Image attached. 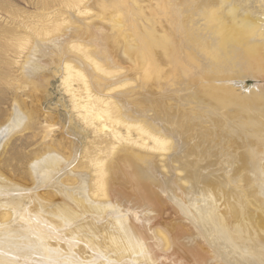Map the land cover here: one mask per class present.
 Masks as SVG:
<instances>
[{"label": "bare ground", "instance_id": "obj_1", "mask_svg": "<svg viewBox=\"0 0 264 264\" xmlns=\"http://www.w3.org/2000/svg\"><path fill=\"white\" fill-rule=\"evenodd\" d=\"M85 1L88 0H75L72 4L70 2V5L76 7L78 13L80 12L79 7L82 5L84 14H89L91 8L94 6L96 7L98 12L94 14L93 17L96 18L97 23L108 28L112 35V39L116 41V46H114V57L108 52V41L104 33L100 34L101 37L97 38L94 35L95 30L92 29V24H90V22H83V19H75V21L83 22V24L79 26H77V24L70 26L71 33L69 35H51L52 33L60 32L61 20L58 18L59 13L56 12L52 18L45 15L38 20L40 28H34L32 31L36 36L41 37L42 40L35 39V42H33L32 46L28 49L27 58L30 59L32 57L33 59L39 54L44 56V58L47 56L50 57L48 54V52H50L49 50L53 52L54 58H56V64L59 63L61 84L65 87L73 109L77 112L84 126L91 128V132L96 139L95 143L98 144V146L101 145L98 152L103 159L92 158L93 160H89L94 166V172L97 175L94 177L95 191L89 195L90 199H88L85 172L78 173L82 180L81 184L75 189V195H77V197L83 195L84 197H81L86 201L85 203L81 199L78 201L83 215L98 218V216L96 217L97 214L104 215V213L108 211L107 213L110 215V217H108L110 218L109 220H111V217L114 218L112 222L113 225H108L110 228L107 226L104 230H98L97 227H95L97 224L94 225L95 222L94 224L91 223V221L88 222L90 224L85 227V229L89 230V236L96 240V242H91L92 245L102 250L109 251V253L116 258L125 255V253H122L124 251H126L127 254L130 253L132 256L138 254V231H144L147 234V238L151 236L152 233L154 234L155 228L150 229L149 224L152 223V219H154L157 215L156 213H158L159 209L157 208L160 206H157V203L160 205L163 202V193L167 194L170 198L172 197V200L175 198V192L181 193L184 199H178L177 201L173 200L172 202L177 210L180 211L181 215L189 220H187L188 224L185 223L186 221H182L183 225H178L183 229L181 235H177L179 236L178 245H183L184 247L191 246L193 248L195 245L199 246V239L202 240L201 243H207L212 249H215V247L218 248L217 246L222 247L223 245L228 248L229 244L233 246L238 245L236 243V237L233 239L230 234V228L224 226L222 222L214 221L216 215L220 213L214 210L218 204H221L222 209H225L224 215H226V213L234 217L238 215L236 219L239 222L242 220L244 221L243 223L246 225V230L248 233L251 232L249 235L247 233L246 236L251 238L256 236L257 233L255 228H258L260 234L264 232V219H261L264 218V184H254V178L252 179L251 176L247 178L246 174V177L243 175L248 179L247 182H245L248 184L246 188H249V191H247V189L245 191L243 190L244 188L242 189L240 187L241 191L243 190L241 193L245 199H242L244 201L241 202L238 201L240 200L237 199L238 196L231 197L230 195V198H228V196L222 192L223 188L219 187V180L210 179L208 178L209 176L202 180L198 178V175H195V173H197V167L192 171L190 168L189 170L188 168L186 169L185 162H189L190 160L188 158L187 161L182 162V160L180 161L181 157L177 156V148L179 144L182 143L178 142L176 131L174 132V136L170 129L166 130L161 125L162 121L163 124H166V119H160V116L158 117L156 112L159 105L166 104L168 107L169 104L167 105L165 102H163V104L160 103L161 100H163L162 96V99L157 97L160 98V100L157 99L160 102L153 99L155 96H158L157 93L160 91L159 89L162 88V90H165V93L168 91L166 94L160 91L161 93L159 94L163 96L168 94H171L170 96H178L181 94L180 92H184L185 87L188 92V86L192 82L194 88H200L197 92H201L202 95H199L205 98L202 97V99L198 95L200 98H196L198 102L203 103V100H210L215 112H220L222 118L226 119L228 117L232 121L231 124L235 126L234 129H232L234 132L232 136H236V140L240 141V143L234 149L233 143L227 144H229L228 146L233 145L231 149L237 151L235 154H226V157H222L224 159L221 163L226 164L228 168L234 165L235 167H230L231 169L252 170L257 172L258 177L264 176V0H252L251 2L250 0H95L93 3L89 0L90 2L88 1V4H86ZM60 3L69 6L68 0L59 1V4ZM76 37L77 39H75ZM70 38L72 42L68 43ZM83 38H87L89 43L81 44ZM26 40V38L23 39L24 42H26ZM78 40H80V44ZM18 47L21 48V39ZM122 56H124V58H122ZM36 63L39 64V62ZM125 64L127 66H124ZM30 65L31 64H29V66ZM28 70H31V68ZM30 73L28 74L30 75ZM250 80L255 81L256 85L248 87L246 84ZM260 83L262 85H258ZM192 85L189 87L191 88ZM165 86L168 90L164 88ZM141 87H144V89ZM153 87L159 90L156 92V95L154 94L155 96H153V98H149L147 93H143L144 95L142 94V96H139V99L137 98V90H144V92H147L145 91L146 89H154ZM169 88H174V90L171 91L170 89L169 91ZM150 89L148 90L150 91ZM187 92L186 94H189ZM152 94L153 93H151V95ZM196 95L197 94H195V96ZM183 96L181 100H183ZM148 98L150 99V103H148L149 106H146L147 104L145 105L146 109H148L146 110L144 106L142 107L140 102L141 100L147 101ZM170 98L172 97H165V99L169 101ZM184 99L190 113L185 111L187 108L183 110L177 108L179 106L175 104V101L174 104L176 106L173 105L174 108L178 109L177 114L179 111H184L187 113V116H189V114L194 116V111H196V107L194 106H199V104L194 103L196 100L193 99L192 94L185 96ZM137 100L138 102L135 103ZM171 102L173 103V101ZM206 104L207 103H205V105ZM128 105L129 107L134 105L137 109H129ZM205 105L203 106L205 107ZM141 107L143 109H141ZM163 108H165V106H163ZM168 108L170 109V106ZM204 109L206 110V108ZM160 110L161 108L159 111ZM149 112L152 114H148ZM169 112H171V109ZM179 114L181 115V113ZM184 114L185 113H183L182 116H184ZM15 115L17 116L18 113L16 112ZM211 115L208 116L210 117L209 119H211ZM197 116L199 117V115ZM163 117L165 116L163 115ZM22 118V115H18L16 119L13 116L10 123L7 122L8 124L6 123L5 127L0 128V143L3 137L9 135L16 126V128H18V125H21L22 122L24 123L26 119ZM170 118H172V116L169 117V120ZM191 119H193V117H191ZM185 120H187V118ZM211 120L213 121V119ZM228 120L226 119L224 121L228 123ZM216 122H214V124ZM176 126L177 125H175V127ZM230 127H227L228 129L225 128L226 132H229L228 130H230ZM179 128L181 127L179 126ZM200 128L202 129V127ZM217 128L215 129L217 130ZM178 131H180V129ZM187 133H189V130ZM202 133L199 135L200 137L205 132ZM228 134L229 133H227V135ZM206 136L207 134L205 138ZM203 137L204 136L201 138ZM195 138L197 139V137ZM187 140H189V138ZM201 140L203 141V139ZM208 140H206V142ZM194 141L196 142V140ZM223 142L225 143L224 140ZM218 143H216V145ZM235 144L237 143L235 142ZM98 146H96V148ZM197 146L199 147V145ZM212 147L213 146H211V148ZM199 148L201 149V146ZM187 152L189 153V151ZM218 152L221 153L219 150ZM214 154L215 153H212L211 156ZM76 155L77 152L74 153V157ZM214 156H216V154ZM207 157H209V155H207ZM104 158H107L108 164H105ZM183 158H185V156ZM59 159L60 157L58 155L50 153L34 162L32 170L36 176L38 185L46 181H49V184L53 188L59 185L60 178L54 180L52 177V175L56 173L55 168L58 166ZM214 161L215 160H213V163ZM205 163L203 165H205ZM213 165L211 164L209 166ZM216 166L215 169L219 168L218 164ZM167 169H169L168 174L170 173L171 175L169 178L164 176L162 172V170L166 171ZM203 169H205V167ZM212 169L214 168L212 167ZM212 169H209V171ZM243 170L242 172L245 171ZM230 171L232 172V170ZM236 172L235 175H238L239 173ZM68 173L74 175V173L70 171H68ZM173 173L175 174L174 176ZM204 173L202 174L204 175ZM208 173L207 171V174ZM218 173L220 174L219 171ZM227 173H224L222 177ZM115 174L118 175L114 178ZM216 174L217 172L214 175ZM233 175L231 174L229 176ZM235 175L233 177H236ZM249 175L252 174L249 173ZM224 178H226V176ZM231 179L233 180L234 178ZM120 180L124 181V183H129V185L124 184L126 185L124 187H128V189L132 191L130 196H126L123 193L124 191L120 187V185L123 186L121 182L117 185V182ZM171 180L179 182V188L175 186L173 184L174 182ZM244 180L242 183L245 184ZM261 180L263 179L261 178ZM4 181L0 179L1 194L6 192L15 193L17 191L18 188L12 187L7 184L8 182L4 183ZM110 181L112 184L114 181V186L109 190L106 185ZM226 183H228V181H226ZM223 186H225V184ZM234 187L235 186L232 188ZM3 196H5V194ZM96 196L97 198H105V201H99L98 199L94 200ZM13 197H10L11 199H6L7 197H4L5 199L2 198V200H0L1 220L9 219L11 215H13V218L11 217L13 220H17L16 218L19 211H15L16 206L13 202L16 198L13 200ZM234 198H236L237 201L233 200L234 202H231V199ZM111 199L114 201L121 200L122 207L119 205L115 206ZM228 199H230V201H228ZM74 200L76 201L75 198ZM224 202L226 204H224ZM124 204L126 207L128 206L124 211L126 215H120L122 213L120 211L126 208ZM13 205L15 208L12 207ZM247 208L252 211H248ZM61 211L65 214H69L71 217L75 218L76 216L70 209L64 206L61 207ZM136 212L146 215L145 217L142 216V218L135 219L134 213ZM13 220L11 222H13ZM257 221L258 224L259 221H261L263 225L259 226L256 223ZM11 222L8 225L0 223V231H11L12 228L14 229L17 227L13 226L16 221L13 224H11ZM186 225L191 229L188 233L186 231ZM239 226L241 227V225ZM17 229L20 230L22 227H17ZM106 229L108 230L106 231ZM14 231L16 230L14 229ZM239 232L243 233L241 231ZM21 233H23L24 237L27 234L25 230ZM155 233L157 234L158 232ZM185 233H187V235H184ZM201 236H203L204 239H201ZM261 236L264 238V235H260V237ZM140 238L143 241H148V239ZM32 239L35 238L32 237ZM257 239L260 238L257 237ZM141 240L140 243L142 242ZM186 240H188V242ZM36 241L42 248L43 245L41 242L39 240ZM184 241L186 243H184ZM238 242L240 246L243 247L242 250L248 248L245 247L247 243L244 238H238ZM253 248L255 251H253ZM253 248H251L252 252H257L256 255L258 258L264 261L262 247ZM33 249L34 248H32V250ZM95 249L97 250V248ZM101 249L98 250L101 251ZM186 249H188V247ZM200 250L203 251V249ZM230 250L231 249H229V251ZM49 251L50 250H48V252ZM233 252H235V250ZM218 253L220 256V252H217V254ZM196 257L195 252V258ZM243 258L239 255L235 259H237V262H241ZM212 259L215 264H217V260L214 258ZM131 261L133 262L134 259ZM220 261L224 262V259H220L219 262ZM245 262L246 260L244 259L241 263L245 264ZM258 264H261L260 259Z\"/></svg>", "mask_w": 264, "mask_h": 264}, {"label": "rangeland", "instance_id": "obj_2", "mask_svg": "<svg viewBox=\"0 0 264 264\" xmlns=\"http://www.w3.org/2000/svg\"><path fill=\"white\" fill-rule=\"evenodd\" d=\"M59 1H62V0H0V128L5 127L7 122L10 123V120L12 119L13 116L16 119L18 115L20 116L22 115V117L26 119L24 123L22 122V124L20 123L21 125H18V128H16L17 127L16 125H15L16 127L14 126L15 128L12 127L14 128L13 131H11L9 135H7L6 137H3L4 141L2 140L0 143V179L2 181L5 180L4 183L8 182L7 184L11 185L12 187L18 188L15 193L14 192L12 193L6 192L8 194L0 193L1 194L0 200H2V198L5 199L6 197H7L6 199H11L10 197L15 196L13 197V200L16 198L15 199L16 201L14 200L13 203L16 206V208L14 207V205L12 207L16 209L15 210L16 212L19 211L18 216L16 218L17 220H13L12 219L13 215H11L12 218L10 217L9 219L7 218L5 220L0 219V223L8 225L13 220L11 224H13L16 221V223H14L13 226L22 227V229L20 230H18L17 227H15L14 229L16 231H14L13 228L11 229V231H6V232L0 231V264H205V263L215 264L212 258L217 260L216 262L217 264H233V263L243 264L241 262H243L244 259L246 260L245 264H252V262L253 264L254 263L258 264L259 259H260L261 264L264 263V261L261 260V258H258V256L256 255L257 252L253 253L251 249L253 247H258V248L262 247V253H264V248H263L264 245H262L264 244V238L262 236L260 237V235H264L262 234L264 232H261L260 234V232L258 231V228H255L256 233H257L256 236L252 238L246 236L248 231L245 228L246 225L245 223H243L244 221L242 220L241 222H239L236 219L238 215L236 217L232 215L231 217L230 214L228 213L224 215L223 213L225 212V209L224 208L222 209L221 204H218V206L214 208L215 212H218V211L220 212L219 214L216 215V218L214 219V221L220 222V223L222 222L224 226L230 228V234L232 235L233 239H235L234 237H236V240H237L236 243L238 245L233 246L229 244L227 248V246H224L222 244L223 245L222 247L217 246L218 248L215 247V249L214 248L212 249L207 245V243L205 242L201 243L202 240L200 239H199L200 242H198L199 246L195 245L194 246L195 248L194 247L192 248L191 246H187L188 249H186L187 247H184L183 245H178L179 236L177 235H181V233L183 232V229L180 228L178 225H183L182 221L184 222L186 221L185 223L188 224L187 222L188 219L184 218L181 215L180 211L177 210V208L174 206L172 202L173 200L177 201L178 199L179 200L184 199V196H182L181 193H177V192H175L174 194L175 198H173L172 200H171L172 197L170 198L167 194L163 193L164 194L162 195L163 202L160 205L159 203H157V206H160V207L157 208L155 205V207L159 210H158V213H156L157 215L154 217V219H152V223L149 224L150 229L155 228L154 234L152 233V235L148 236L147 238V234L144 231H141V230L138 231V235H139L138 236L139 240L137 244L139 248L138 254L132 256L130 255V253L127 254L126 251H124L122 253H125V255H123L120 258H116V257H113L111 253H109V251L102 250L101 248H98L92 245L91 242L92 241L96 242V240H94V238H91V236H89L90 231L85 229V227H87L90 224L88 222L91 221V223L93 224L95 222L94 225L97 224L95 227H97L98 230L99 229L104 230V228H106L108 225H113L112 222L114 221V218L111 217V220H109L110 218L108 217H110V215L109 213H107L108 211H106L104 215L97 214L96 217L98 216V218H95V217L93 218V217H90L89 215L87 216L83 215V212H81L80 210V205L78 201L79 199L83 200L84 203L86 201L83 198L84 197L83 195H81L83 197L81 196L77 197V195H75V189H77V187L81 184V180H82V178H80V175L78 173L85 172L86 174L85 181L87 182L86 188H87V194H88L87 198L90 199L89 195H91V193L95 191L94 177L97 175L94 172L95 170L94 166L90 163L89 160L92 158L103 159L101 154L98 152V149L101 147V145L98 146V144L95 143L96 139L94 138V134H92L91 132V128L84 126L79 116L77 115V112L73 109L72 104L70 102V98L65 90V87L63 86V84H61V75L59 73L60 72L59 63L56 64L55 62L56 58H54L53 52H51V50H49L51 53L48 52V54L50 55L52 59L48 56L44 58V56L40 54L33 59L32 57L30 59H28L27 57H28V49L32 46L33 42H35V39L37 38V39L42 40L41 37L36 36V34H34L32 31L34 28H37V27L40 28V24L38 20L44 17L45 15L52 18V16L56 12L59 13L58 18H60L61 20L60 32L52 33L51 35L53 36L69 35L71 33L70 26H74V24H77V26H79V25H82L83 22H87V23L90 22V24H92V29L95 30L94 35L97 38L101 37L100 34L102 33H104V35L106 36V39L108 41L107 49H108V52L111 53L113 57L115 55L114 46H116L115 44L116 41L112 39L111 37L112 35L110 34L108 28L96 22V18L93 16L94 14H97L98 10L96 9L95 6L91 8V11L89 14H84V9H82V5L81 7H79L80 9L79 13L76 7H72V5H70V2L72 4L74 3L75 0H68L69 6H65L61 3L59 4ZM88 1H85L86 4H88ZM94 1L95 0H91L92 3ZM251 1L252 0H250V2ZM75 19H79V20L83 19V22L75 21ZM24 38L27 39L26 42L23 41ZM20 39H21V48L18 47ZM75 39H77V37ZM70 42H72L71 38L69 39L68 43ZM78 43L80 44V40H78ZM88 43L89 42L87 38H83V40L81 41V44H88ZM122 58H124V56H122ZM30 60L31 61L33 60L32 62L34 64ZM36 62H39L40 65ZM28 63L31 65L29 66ZM124 66H127V65L125 64ZM29 67L31 68V70H28L30 69ZM28 73H30V75ZM190 85H192V82L189 84V86ZM246 85L248 87H253V85L255 86L256 83L255 81L250 80ZM258 85H262V84L260 83ZM189 86H188L189 88L188 92H187V88L185 87L186 89L184 88V92H180L182 95L179 94L178 96H170L171 94L163 96L159 93L162 92L166 94L168 93V91L165 93V90H162L163 89L162 88V89H159L161 91L160 92L158 89L156 90L155 87H153L154 89L148 88L152 92H150L148 89L145 90L147 92H144V90L143 91L141 90L142 92L137 90L138 94L136 95L138 96L137 98L139 99L140 98L139 96H142L143 93H147L149 98L150 97L153 98V96L156 95V92L159 91L157 93L158 96H155V98L153 99H156V101L160 102L159 101L160 98L162 99L163 97V100H161L160 103L163 104V102H165L167 103V105L169 104L168 107L170 106L171 112H169L170 109L166 106V104L159 105L157 108L158 110L156 109L157 115L158 117L160 116L159 117L160 119L163 118L162 120H164V118L166 119V122H165L166 124H163V121L161 123V125L166 130L170 129L173 132L174 136H175L174 132L176 131L175 133H176L177 139L179 140L178 142L182 143V144H179L177 148L179 151L177 150L178 154L177 153L176 154L178 157H181L180 161L182 160V162L187 161L188 158L190 160V161L188 160L189 162H185L186 163L185 168L186 169L188 168V170L190 168V170L192 171L196 169L195 167H197V173H195V175H198V178L202 180H204L208 176H209L208 178L210 179L219 180V184L221 185V186L219 185V187L223 188L222 192L226 194L228 198H230V195L231 197L238 196L237 199H240L238 201L242 202L245 199L243 198V195L241 192H243V190L246 191V189L247 191H249V188H246L248 186V184H246L248 180L247 179L248 176H251L252 179L254 178L255 183L254 182L253 183L257 185L264 184V176L258 177L257 172L252 171V170L251 172L250 170L246 171L247 169L246 170L244 169L245 170L244 171L242 169L244 171L242 172V170L240 169H237V170L234 168L231 169L230 167H233L234 165L228 168L226 164L221 163L224 159L222 157H226L227 156L226 154L228 153L235 154V152L237 151V150L234 151L231 149V146L233 147L234 145L233 147L234 149L240 143V141L236 140L237 139L236 136H232L234 133L232 129H234L235 126L231 124L232 121L228 117L226 119L227 120L229 119L228 121L230 123L229 122L227 123L226 121H224L226 119L220 116L221 114L220 112L218 113L215 112L214 107L211 104L210 100H208L209 102L206 100H203V103H199L196 98L198 97V99H200L203 97L201 96L202 95L201 92L199 91H198L199 93L197 92V90L200 88L198 87L194 88V85H192L191 88ZM141 88L144 89V87H141ZM164 88L167 89L166 86ZM170 89L171 91L174 90V88H169V91ZM186 92L189 94H186ZM151 93L153 94L151 95ZM190 93L193 95V99L196 100V101L194 100L195 101L194 103L199 104V106L198 105L194 106L196 107L195 108L196 111H194L195 115L191 116V114H189L190 116L189 117L186 115L187 113L184 111H182L183 113H185L184 116H182L183 113L181 111H179L177 114L178 109L174 108V105L175 104L178 105L179 107L177 108L179 109H182V110L186 109L187 105L185 104L186 101L184 97L191 95ZM184 94L186 95L183 96ZM195 94L197 95L195 96ZM198 95L200 96V98ZM166 96L172 97L170 98V101L168 99H165ZM182 96H183V100H181ZM157 97H160V98H157ZM179 97H180V100H179ZM149 98L147 101L141 100L140 102L142 107L144 106L145 109H146V106H149L148 105V103H150ZM171 101H173V103ZM136 102H138V100L135 101V103ZM177 103H180L181 105ZM205 103L207 104L205 105ZM203 105H205V107ZM163 106H165V108H163ZM135 107L134 105L130 107L128 105L129 109L131 108L133 109ZM142 107L141 109H143ZM209 107L213 110H211ZM160 108L161 110L159 111ZM204 108H206V110ZM188 109L189 108H187V110L185 111H188ZM15 110L18 113L17 116L15 115L16 114ZM179 113H181V115ZM148 114H152V113L149 112ZM163 115L165 117H163ZM197 115H199V117ZM210 115L213 121L209 119L210 117L208 116ZM171 116L172 118H170L169 120V117ZM178 116H179V119L181 118L180 120L178 119ZM191 117H193V119H191ZM194 117L195 118L198 117V118L195 119ZM186 118L187 120H185ZM175 119L176 120L178 119V120L176 121ZM220 119L224 124L220 121ZM209 122L210 123L213 122V123L210 124ZM214 122L216 123L214 124ZM175 125L177 126L175 127ZM179 126L181 128H179ZM196 126H197V129H196ZM172 127H173V130H172ZM200 127H202V129ZM217 127L220 129V131ZM227 127L228 128L230 127V130H228L229 132H226V129H228ZM215 128H217L218 131ZM179 129L180 131H178ZM188 130L191 135L187 133ZM197 130H198V133H197ZM202 132L203 133L205 132V133L203 134ZM201 133L203 134L202 136H204L203 138H201L202 136L201 137L199 136L201 135ZM227 133L231 134V135L229 134L228 135L232 137H229ZM206 134L207 136L205 138ZM195 137H197L198 140ZM213 137L214 138L220 137L222 140L219 138V141H218V138L217 139L215 138V140H217L215 141ZM188 138L189 140H187ZM229 138H230V141H229ZM201 139H203V141ZM194 140H196V142ZM200 140H201V143H200ZM206 140L208 141L206 142ZM223 140L225 141V143L223 142ZM189 142L191 145L189 144ZM215 142L216 143L219 142V143L216 145ZM235 142L237 144H235ZM227 143L229 144L233 143V145L228 146L229 144ZM201 144H204V145H201ZM197 145H199V147L201 146V149ZM96 146L98 147L96 148ZM211 146H213L212 147L213 149L211 148ZM183 149L185 150L187 149V150L185 151ZM220 149H223L224 151ZM218 150L221 151L222 154L218 152ZM187 151H189V153ZM215 151H217L219 154ZM76 152H77V155L74 157V153ZM50 153H54L60 157L58 166L55 168L56 173L52 175L54 180L60 178L59 185L54 186V188L49 184V181H46L45 183L38 185V181H36V176L32 170V165L34 164L36 160ZM212 153H215L216 156H214L215 154L213 155L214 157L211 156ZM185 154L188 156H186ZM200 155H203V156H200ZM207 155H209V157H207ZM184 156L185 158H183ZM106 159L107 158H104V162L105 164H108V161ZM213 160H215L214 163H213ZM204 163L205 165L207 164L206 165L207 167L203 165ZM211 164L212 165L214 164V165L209 166ZM217 164L219 165L218 166L219 168L215 169V167H217L216 166ZM220 165H221V169H220ZM204 167L205 169H203ZM212 167L214 169H212ZM209 169H212V170L209 171ZM168 170L169 169H167L166 171L162 170V172L164 176H167L169 178L171 177V175L170 173L168 174ZM206 170L210 174L209 173L207 174ZM230 170H232V172ZM68 171L74 173V175H70ZM218 171L220 172V174L218 173ZM153 172H156V171H153ZM216 172L217 174L214 175ZM235 172L239 174L235 175ZM248 172L252 174L253 176L249 175ZM202 173H204V175ZM224 173H227L225 175L226 178H224L225 176L222 177ZM231 174L232 175L234 174L236 177H233L234 175L229 176ZM245 174L247 175V178H245L246 177ZM255 174L257 178L255 177ZM117 175L118 174H115L114 178L117 177ZM174 175L175 174L173 173V176ZM230 177L234 178L233 179L234 181ZM261 178L263 180H261ZM239 179L241 180V182ZM242 179L243 180L245 179L244 182L246 181L245 182L246 185L242 183L243 182ZM171 181H173L174 182L173 184L179 188V182L177 181L175 182L174 180H171ZM226 181H228V183H226ZM120 182L121 184H123V186L120 185L121 189L124 191L123 193L126 196H130V194H132V191L128 189V187H124L126 186L124 184L129 185V183L127 182L124 183V181L120 180L119 182H117V185H119ZM223 183L225 184V186H223L224 185ZM113 186H114V181H113V184L110 181L106 185V187L109 190L112 189ZM231 186L232 187L235 186V187L232 188ZM240 187L244 189L241 191ZM4 194L5 196H3ZM74 198L76 199V201L74 200ZM96 199H98L99 201H102V200L105 201V198H101V197L97 198V196L96 198H94V200ZM237 199L236 198L231 199V202H234L235 200L237 201ZM111 201L115 204V206L119 205L120 207H122L121 202H120L121 200L114 201L111 199ZM228 201H230V199H228ZM224 204L226 203L224 202ZM62 206L70 209L72 213L76 215L77 217L75 216L74 218V217H71L69 214H65L64 212H62L61 211ZM124 206L126 207L125 204ZM127 208L128 206L122 209L123 211H120L122 212L120 215H124V214L126 215V212L124 211ZM247 209L250 212L252 211L249 208ZM145 215L146 214L144 213L140 214L136 212L134 213V218L135 219L142 218V216L145 217ZM92 218L95 220H93ZM261 219L263 220L264 218H261ZM261 221H259V224H258V221L256 223L259 226H262L263 223H261ZM239 225H241V227ZM108 227L110 228V226ZM187 227L188 226L186 225V231L188 233V231L190 232L191 229L190 227H188L189 228L188 230ZM81 229L82 230L84 229L83 232ZM108 229H106V231ZM231 229H232V232H231ZM24 230L31 238L27 234H26L27 236L25 235L24 237L23 233H21L22 231L24 232ZM239 231L243 233H240ZM155 232H158V233L156 234ZM237 232L239 233V235ZM187 233H185L184 235H187ZM250 233L251 232H249L248 235ZM32 237H34L35 239H32ZM140 237L146 240L148 239V241L147 242L143 241L141 240ZM257 237L260 239H257ZM238 238H244L247 243V245L245 244V247H248V248L242 250L243 247L240 246L238 242ZM201 239H204V237L201 236ZM36 240H39L41 242V244L43 245L42 248L44 247L43 248L44 250L39 246ZM140 240L142 241L141 243H140ZM186 241L188 242V240ZM184 243L186 242L184 241ZM32 248L34 249L32 250ZM95 248H97V250ZM98 249H101V251ZM191 249H193L196 252V256L199 258V260L197 257L195 258V252ZM200 249H203V251ZM229 249L231 250L229 251ZM48 250L50 251L48 252ZM234 250L235 252H233ZM239 250H240V254H239ZM253 251H255L254 248H253ZM52 252L56 254H53ZM217 252H220V256H219V253L217 254ZM198 255L199 256L202 255V256L199 257ZM239 255L242 258L244 257L241 262H237V259H235ZM248 256L251 258H249ZM133 259L134 261L132 262L131 260ZM208 259L212 263H210ZM220 259H224V262L222 261L219 262Z\"/></svg>", "mask_w": 264, "mask_h": 264}]
</instances>
